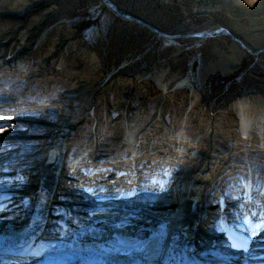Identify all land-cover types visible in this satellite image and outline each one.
<instances>
[{"label":"rangeland","instance_id":"obj_1","mask_svg":"<svg viewBox=\"0 0 264 264\" xmlns=\"http://www.w3.org/2000/svg\"><path fill=\"white\" fill-rule=\"evenodd\" d=\"M108 1H112L125 15L154 27L166 36L138 22L120 19L101 0H0V7L5 9V16L0 17V153L3 152L0 155V175L20 170L35 177L32 183L27 180L28 183L22 187L25 193L22 196L32 202L34 195H31V190L36 183L32 190L35 194L38 186L39 155L47 145L60 139L61 132H65L66 137L60 143L63 150H60L58 174L53 181L55 195L51 207L59 197H70L67 196V187L71 185L68 177L72 174L80 180L81 176L74 174L79 173L82 165H98L96 168L107 169L104 173L108 175H113L109 171L115 172V169L131 174L135 170L134 175L139 172L138 175L134 179L129 176L135 187L161 175L160 169L164 166L166 169L172 161L175 174L178 171L179 174L190 172L189 176L199 178L204 186L202 196L199 195L202 198L199 209L209 207L208 226L212 224L213 214L220 212L226 217L231 215L227 223L232 219L230 226L238 227L240 221L233 212L228 215L230 209L238 207L234 212L239 214L240 202L252 203L256 207V200L243 199L245 188L243 183L242 187L239 185L247 175V163L255 166L253 170L258 184L254 189L260 188L256 193L264 191V119L259 129H250L242 135L237 126L235 106L238 101L246 99L250 105H262L264 108V52L252 54L264 50V0ZM5 5L7 7L4 8ZM27 7V12L19 13ZM228 25H238L245 33L241 38L247 40L243 43L249 48L253 45L254 50L239 44L246 53L237 69L227 75L216 71L202 81L205 66L216 61L214 50L219 48L229 55L231 42L226 36L216 37L194 49L197 44L193 33L207 27ZM37 35L38 40L35 39ZM30 36L33 40L26 41ZM15 51L34 55V64L27 73L20 72L17 63L10 62L11 53ZM61 56L63 68L54 63ZM157 79L171 85L181 79L186 84L170 94L174 96L173 100L164 101L165 92L158 88ZM131 82L134 84L130 86ZM192 92L199 98L191 110ZM186 96L188 100L184 103ZM53 101L60 104L53 105ZM160 102L164 105L162 120L153 126L156 121H151L154 109ZM182 104L186 108L185 113L193 115V132L205 135L199 140V147L195 146V151L201 153L202 158L192 153L189 158L188 150L179 148L183 142L176 143L174 147L168 138H164L168 131L165 125L171 127L173 122H177L174 118L179 110L182 111ZM124 106H127V116H121ZM105 110L109 118L107 125L102 118L106 115ZM136 114V123L143 126L146 134L140 133L137 138L148 136L150 145L144 140L147 147L140 151L136 149L137 153L130 152L132 160L127 156L122 158L124 153L115 157L117 151L110 155L105 151H112L113 147L108 145L110 139L122 142L119 148L128 146L123 142V132ZM151 126L152 132L148 130ZM100 143L107 144V148ZM78 151H86L90 157L86 160L78 158L75 155ZM104 156V161L97 164L96 158ZM133 159L140 160L137 167ZM184 161L193 167L187 165L181 170L180 165ZM73 165L74 169H71ZM200 169L204 172L200 173ZM145 170L151 172L146 175ZM51 175L46 178L49 182ZM39 176L42 177L43 173ZM108 179L102 183L106 185V192L122 183L128 185L125 181L129 183L126 178L122 181L117 177ZM156 182H152L151 187L157 188ZM260 199L263 201L262 197ZM220 201L222 211L218 205ZM230 201L235 204H229ZM19 206L22 208L23 205ZM258 209L262 214L259 221L264 222V205ZM95 214L87 216L86 220ZM202 229L204 225H201ZM201 230L195 234L196 244L201 243ZM250 242L245 245L243 254L249 252ZM239 264H245V261Z\"/></svg>","mask_w":264,"mask_h":264},{"label":"bare ground","instance_id":"obj_2","mask_svg":"<svg viewBox=\"0 0 264 264\" xmlns=\"http://www.w3.org/2000/svg\"><path fill=\"white\" fill-rule=\"evenodd\" d=\"M101 1L104 2L106 8L113 15L120 19L124 21L127 20L128 22H138L153 32L166 36L154 27L136 18L125 15L112 1ZM5 7L7 6L5 5L4 8ZM2 8L3 7H0V17L5 16V14L3 15L5 9ZM26 9L27 10L20 11L19 13L22 14L27 12L29 7ZM14 11L15 10H12V12ZM193 34H195L193 36L196 38L194 43L197 44L194 49L201 48V43L203 44L216 37L224 38V36H226L231 42V53L229 55L219 48L214 50L216 61L205 66L202 73V81L207 78L208 74L216 71L225 75L235 71L246 53L240 45L254 50L253 45H251L252 48H249L243 43L244 39L241 38V36L245 35V33L242 32V29L238 25L207 27ZM215 34L217 36H214ZM38 38L39 35H37L35 39L38 40ZM29 40H33V38L30 36L26 41ZM55 52L56 49L53 50L52 56H54ZM62 56H64V54ZM62 56L58 57L54 62L61 68L64 66ZM10 57V62L14 64L17 63L19 71H24V73H27L28 69L34 64L32 61L35 60L34 55L31 54L27 56L23 51L12 52ZM156 82L158 88L161 89L162 92H165V96L163 97L164 101L173 100L174 96L170 94L173 91L181 89V87L186 84V81H181V79L175 81L172 85L161 79H157ZM131 84H134V82H131L130 86ZM187 96L184 103L188 100ZM191 97L193 100L190 102V109H194L199 97L193 92ZM161 102L159 104L157 103L155 106L154 117L151 120H156L153 126L162 120L164 105ZM52 104L59 105L60 103L58 104L56 101H53ZM183 104L181 105L182 111L179 110L176 113L177 117L175 116L174 121L176 119L177 122H173L172 128L167 124L165 125L168 131L164 138H168L173 143L174 147L176 143L183 142V146L179 148L188 150L189 158L191 157L190 153L195 157L202 158V154L195 151V146L199 147V140L204 138L205 135L201 134V132H193L192 128H195L194 126L192 127L191 124L193 115L190 116V114L187 115L185 113L186 108ZM121 105H124V101ZM235 106L239 123L237 126L242 135L250 131V129L256 127L259 129V127L262 126L261 121L264 119V108L262 105H250L246 99H243L238 101ZM91 107H93V105ZM126 107L127 106L122 107L121 116H127ZM105 112L106 115L102 118L105 120L106 124L109 118L107 116V110H105ZM137 120L136 114L134 118L128 122L125 133L123 132V134H125L124 138L126 139V141L124 139L123 142L127 143L128 146H120L119 148L118 145H123L122 142L115 141L113 138L110 139L108 144L109 147H113L112 151H105H108V153L110 152V155L116 154L117 151L118 153L115 157H120L119 154L124 153L125 158L132 152L137 153L136 149L140 151L142 148L147 147V144H144V140L148 142L149 146L151 139L145 136L146 134L144 133L143 126L139 127L136 123ZM153 126L148 129L150 132H152L151 129ZM176 127H178V130H176ZM69 128L71 129V126ZM61 133L60 139L47 145V148H44L39 155L41 158L36 172V177H39L37 178V193L35 192L34 194V192H32L36 187L35 183L34 189L31 190V195H34L32 202H29L27 197L22 196L25 194L22 187L24 183H32L31 181L35 177H31L30 173L23 174L20 170H13L15 172L14 174L0 175V232L14 229L13 227H17L22 223L27 226V223L29 224L30 222L32 211L37 210L41 205H45L47 211L56 210V213H62L67 210L69 212L71 211L75 223L69 230H47V237L45 239L39 238L36 241L28 239V241L30 240V244L25 249V254L17 258L0 260V264H239L244 261L245 264H264V222L259 221L262 216V214L259 213L260 209H255L252 203H238L241 204V212L239 214H241L240 218L243 220H240V218L238 220L236 219L238 222L240 221V223H238V227L235 228L234 226H230L231 223H233L232 219L228 224L223 218H219V214L217 213L215 222H222L226 224V226H217L219 235H215V233L212 232V228L208 226L209 224L206 222L207 216L210 213L209 207L206 209L201 207V210L199 209V203L202 202L201 190L204 186L201 185L199 178H191V176H189L190 172L186 174V172L183 171L179 174L178 171L175 174V165H172V163H174L172 161L169 163L172 167L168 165L165 169L164 166L160 169L162 170L160 173L161 175L153 176L152 180L150 179L151 181L148 180L143 183V185L135 187L130 181L126 183L128 185L122 183L119 186L120 188L107 189V192L110 190L109 194L106 192V185L102 184L106 181L104 179L99 184H85L86 192L82 195L78 192V181L72 180L70 181V187L66 186L68 191L67 196L69 195L70 197H59L55 205L51 207V201L53 200V195H55L53 181L58 174L56 170L57 164H60V150H63V146H61L60 143L63 141L62 139L66 137L65 132ZM140 133L145 135L138 139L137 137L141 135ZM189 133H191V136ZM161 134L163 135V132ZM207 138L210 139V137ZM100 144L106 146L103 148H107V144ZM123 148L126 149L127 152H125ZM125 153H129V155H125ZM0 155H3V152L0 153ZM75 155L76 157L78 156V158L84 159L90 157L89 153H86V151H78ZM91 156L95 157L94 154H91ZM103 158H105V156L102 158L97 157L96 159ZM133 161H135V159H133ZM138 161L140 160L136 159L134 162L135 167L139 165ZM181 164V170L187 168V165L193 167L188 161H184ZM74 165L71 169H74ZM83 166L84 165L81 166L82 168L79 171L80 174L78 172V174H74L76 177L80 175L81 177H79V179H82L85 174L88 173L86 170L88 168L86 167L89 166ZM135 167L134 169H136ZM83 168L86 169L82 170ZM253 168H255L253 163H247V175L243 176L244 180L242 182L245 188V194L242 197L251 202L255 201L259 196V193H256V191L260 189H254L258 184V179L256 178V172ZM143 169H145V167ZM157 170L159 169L157 168ZM146 171L151 172L150 170ZM203 172L204 169H200V173ZM17 173L18 175H16ZM42 173L43 176H39L42 175ZM66 173H68V171H66ZM138 173L139 172H137V175ZM49 175L52 176L50 182L46 180ZM137 175L131 174L130 176L134 179ZM101 177L102 176H99L98 178ZM108 177V180H113L116 176L110 174ZM68 178L70 180L75 179L72 174H70ZM125 178L129 179V175ZM125 178L122 177L119 178V180L122 181V179L124 180ZM27 180L29 181L27 182ZM45 181H47V183H44ZM154 181H157V188L151 187ZM40 185L42 188L45 187L47 189V197L43 195L37 196L42 190ZM148 185H150L149 188ZM174 189L175 191H173ZM105 193L107 194L105 195ZM102 194H104V196ZM20 204L23 205L22 208L19 206ZM229 204H235V202L230 201ZM160 209L163 211L159 212ZM92 213H96V216H93L89 221L86 220L87 216L89 217ZM204 216L206 218L202 219ZM233 216H236V218L239 217L237 212L234 211ZM45 217L46 214L42 213L41 220ZM200 220L202 221L200 222ZM201 225H204V229L202 230ZM199 229L201 230L202 238H199L201 243L199 242L196 244L195 240L197 237L195 238V234ZM40 239L45 242L44 249L42 250L35 248L38 246L37 241ZM249 242V252L243 254L245 245Z\"/></svg>","mask_w":264,"mask_h":264},{"label":"water","instance_id":"obj_3","mask_svg":"<svg viewBox=\"0 0 264 264\" xmlns=\"http://www.w3.org/2000/svg\"><path fill=\"white\" fill-rule=\"evenodd\" d=\"M255 53L253 54H256V53H259V52H264V50H258V51H254Z\"/></svg>","mask_w":264,"mask_h":264}]
</instances>
